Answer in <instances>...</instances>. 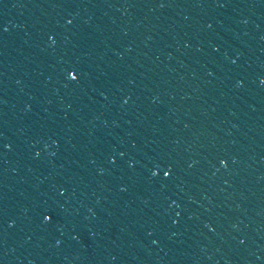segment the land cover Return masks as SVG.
Segmentation results:
<instances>
[{
  "label": "water",
  "instance_id": "obj_1",
  "mask_svg": "<svg viewBox=\"0 0 264 264\" xmlns=\"http://www.w3.org/2000/svg\"><path fill=\"white\" fill-rule=\"evenodd\" d=\"M0 264H264V0H0Z\"/></svg>",
  "mask_w": 264,
  "mask_h": 264
}]
</instances>
